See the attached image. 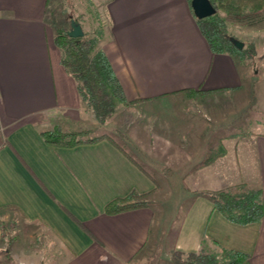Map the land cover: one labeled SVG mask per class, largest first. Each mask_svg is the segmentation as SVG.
<instances>
[{"label":"crops","instance_id":"1","mask_svg":"<svg viewBox=\"0 0 264 264\" xmlns=\"http://www.w3.org/2000/svg\"><path fill=\"white\" fill-rule=\"evenodd\" d=\"M56 5L0 0V264H149L156 255L154 264H179L173 253L197 252L203 238L248 254L242 264H264V212L237 224L199 192L244 184L264 206V132L233 138L232 103L247 94L249 70L211 52L188 0H103L100 46L132 101L103 126L122 142L107 134L50 146L41 131L97 126L60 63ZM173 176L194 196L175 232L161 233L148 197ZM133 192L147 205L104 212Z\"/></svg>","mask_w":264,"mask_h":264},{"label":"trees","instance_id":"2","mask_svg":"<svg viewBox=\"0 0 264 264\" xmlns=\"http://www.w3.org/2000/svg\"><path fill=\"white\" fill-rule=\"evenodd\" d=\"M191 0H188L190 3ZM215 13L199 19L196 17L202 35L214 54H229L238 59L250 56L246 49L238 48L226 32V26H236L241 31L264 29V0H209ZM98 17V16H97ZM80 24L78 18L70 16ZM81 26V24H80ZM54 41L60 49V63L76 82L78 94L84 107L92 112L101 126L114 113L117 105H128L124 89L100 44L104 37L101 23L91 31V36L83 31L82 37H70L67 29L55 27ZM190 96L203 94L204 91H185ZM96 128L64 130L56 125L40 132L46 144L54 147H73L82 143L97 142L107 134L92 136ZM219 154V153H218ZM217 155L209 156L210 162ZM199 191V190H196ZM213 203V206L227 220L237 224H248L261 220L264 212L260 189H250L244 184L225 189L200 190ZM146 194L130 193L118 197L104 206L107 214L146 206ZM212 251L208 250L209 247ZM157 255L149 264H154ZM172 259L179 264H242L248 254L226 249L216 242L203 238L197 252H174Z\"/></svg>","mask_w":264,"mask_h":264},{"label":"rangeland","instance_id":"3","mask_svg":"<svg viewBox=\"0 0 264 264\" xmlns=\"http://www.w3.org/2000/svg\"><path fill=\"white\" fill-rule=\"evenodd\" d=\"M103 0H57L55 8L54 18L55 21L52 24V20L49 21L50 26L54 28L56 26H63L65 29L69 24L70 16L79 19L82 30L87 33V37L91 36V31L97 26V23H101L104 30L105 18L100 13L98 6ZM98 16V17H97ZM226 32L234 41L242 43V48L246 49L250 56L245 59H236L243 67L249 70V90L247 94H240L234 97L232 105L233 110V138L243 137L244 134H251V132H264V29L255 31H241L236 26H226ZM256 76V77H255ZM255 77V78H254ZM246 85L248 81H244ZM245 97H248V111L243 112L241 109V101ZM239 102V103H238ZM238 103V104H237ZM88 112L91 117L92 112ZM87 124L92 122L86 121ZM92 125H95L92 124ZM96 130L92 136L106 133L109 136L116 138V140L122 142L120 134L116 135L108 126H98L96 122ZM138 161L145 164V168L154 174V171L146 160L139 159L131 150H128ZM214 151H210V154ZM177 176H173L170 181L166 183L158 182L156 190L153 196L148 197L149 202L154 210V223L162 230L170 229L171 234L175 232L184 210L188 206L190 200L193 198L192 187L188 185V182L178 181ZM235 187V186H232ZM225 189V188H222ZM146 199V196L143 198ZM209 247V246H208ZM210 251L212 248L209 247Z\"/></svg>","mask_w":264,"mask_h":264},{"label":"water","instance_id":"4","mask_svg":"<svg viewBox=\"0 0 264 264\" xmlns=\"http://www.w3.org/2000/svg\"><path fill=\"white\" fill-rule=\"evenodd\" d=\"M190 6L194 15L199 18H206L215 13V8L209 0H191ZM70 37H82L84 35L83 30L79 23H76L73 19L70 20V29L67 31ZM238 48H242V43L234 41Z\"/></svg>","mask_w":264,"mask_h":264}]
</instances>
